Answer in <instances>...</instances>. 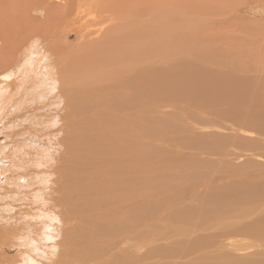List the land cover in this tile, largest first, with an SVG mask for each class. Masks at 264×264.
Listing matches in <instances>:
<instances>
[{"label":"rangeland","instance_id":"1","mask_svg":"<svg viewBox=\"0 0 264 264\" xmlns=\"http://www.w3.org/2000/svg\"><path fill=\"white\" fill-rule=\"evenodd\" d=\"M116 1L122 7L121 17L107 24L114 25L106 28L107 34L85 35V39L96 41L77 47V37L61 32L51 44L74 62L84 63L92 49L98 50L94 61H104L105 65L93 72H75L72 78L80 82L74 80V87L111 82L101 99L104 130H123L128 115L125 120L119 117L123 111L130 114L133 106L136 108L138 127L133 129L143 134L134 143L140 146L143 161L148 160L149 182L139 188L134 207L125 203V193L119 187L102 189L89 207L97 213L96 223L82 227L77 221L79 227L71 236L63 231L71 256L90 254L93 262L101 264H264V12L253 8L252 0ZM12 3L0 0V20L6 18L10 25L9 32H0V36L7 39L8 47L18 45L32 31L52 33L54 7H49V14L30 18L17 16ZM126 12L135 19L126 17ZM122 15L129 22L125 23ZM131 30L132 34H126ZM122 34L129 36L126 42ZM111 36L122 37L128 45ZM54 37L48 36L45 42ZM126 49L131 51V59ZM111 52L115 58L107 57ZM7 57V53H0V70ZM129 65L131 82H124L120 74ZM58 73L60 83H64L63 71ZM20 80L26 82L24 76ZM30 88L27 86V91ZM30 107L35 112L44 109ZM13 118L12 112H6L0 130ZM55 133L60 136L59 131ZM1 137L0 142H4ZM99 150L111 157L104 145ZM21 172L17 168L1 173L0 182L8 183L17 174L24 178ZM73 182L75 190L78 182ZM17 198H23L26 210L29 206L36 210L30 203L31 195L21 193L19 197L18 193ZM78 202L79 193L75 192L73 204ZM6 209L10 213L2 212L15 221L13 229L6 230H22L23 221H18L22 213ZM129 223L133 225L130 239ZM0 225L4 227L1 221ZM53 234L48 241L36 239L43 250L36 254L41 256L40 264H51L56 255V240L61 238L57 231ZM108 237L123 241L113 249L121 247L128 254L127 260L105 257Z\"/></svg>","mask_w":264,"mask_h":264},{"label":"bare ground","instance_id":"2","mask_svg":"<svg viewBox=\"0 0 264 264\" xmlns=\"http://www.w3.org/2000/svg\"><path fill=\"white\" fill-rule=\"evenodd\" d=\"M12 1V8L17 16L27 15L26 17L30 18H36L44 12L49 14V7H54L52 12L55 13V23L52 33L29 32L22 37L18 45H9L8 47L7 39L0 36V53H7L9 56L4 59V65L0 70V121L6 112L8 115L11 112L15 115L13 121L5 123L0 130L1 139L4 140V142H0V175L17 168L22 169L20 174L24 175V178H19L20 176L17 174V179L12 177L8 183L0 182V212L8 211L10 213V210L6 208L17 209V212L22 213L19 215L18 221H23L22 230L16 229L12 233L6 229L12 230L15 221H12L11 216L5 212L2 213L7 217L0 214V221L4 225V227L0 225V264H40L38 260L41 256L37 258L36 254L43 250L36 245L38 242L36 239L48 241L49 235L54 231L59 233L61 239L56 240V255L51 264H101L93 262L94 257L90 254L83 258L72 257L71 245L67 239L63 238V231L65 230L71 236L79 227L77 221L83 224L82 227H88L92 222L96 223L97 213L91 211L89 207L93 204L94 197L102 189L111 187L118 189L119 187L125 193L124 199L127 201L125 203L134 207L137 201L135 196L137 193L140 195L139 188L142 189L148 184L150 174L148 160L143 161L140 146L134 143L141 136L139 134H143L133 129L134 126L138 127L136 115L139 112H136L134 106L133 113L122 112L118 120H125L127 115L128 119L124 122L121 131L102 129L101 117L105 111L101 99L111 82H99L94 86H89V82L88 86L77 85L74 87V80L77 83L80 81L77 80L78 78H72L77 71L93 72L94 69L105 65L104 61L101 63L94 61L98 50L92 49L84 63L78 59L74 62L51 43L57 42V37L61 36L59 34L61 32L71 33L77 37L78 40L75 44L77 47L89 41H96L85 39V35H91L89 37L91 38L93 35L104 33L103 31H106L107 34V24L120 19L121 15L119 16L118 13L121 14L122 7L116 0ZM145 1L143 0V2ZM253 2H255L253 8L264 12V0H252L251 3ZM155 7L157 8L156 5ZM56 8L58 10H55ZM174 10L176 11V9ZM127 13L125 16L128 15L126 16L128 18L134 15ZM125 16L123 19L126 18ZM132 18L135 19V16H132L131 20ZM124 20L125 23L129 22V20L126 21L127 19ZM127 24L126 26L132 25V22ZM122 25L125 26L123 22ZM9 28L10 25L6 18L0 20V32L8 33ZM132 30L131 33L127 32L126 34H132ZM48 36H53L54 39L51 42H45ZM121 36L123 37V34ZM124 36L125 40L122 37L119 40L120 36L111 37L119 44L126 46L128 43L125 44V42L129 36L127 37L125 34ZM131 41L130 46H133ZM127 49L126 51L131 50V48ZM126 54L128 59H131V51ZM26 56L29 57L28 61ZM107 57L115 58L113 52L107 54ZM57 64H60V68ZM131 67L129 65V69L123 70V73L120 74V78L124 82H131L129 78L133 75ZM12 69H17V73L14 74ZM60 69L65 75L64 83H60L58 78ZM22 76L26 82L22 83L20 80ZM11 77L14 78L9 81L8 79ZM144 78L146 79V74H144ZM29 85L31 88L27 91ZM22 99L24 101H21ZM17 105L19 107H16ZM30 105L39 109L44 108L43 112L33 111V107ZM55 130L57 133L59 131L60 136L55 135ZM54 135V139H49ZM18 137H20L19 140ZM101 145H104L111 154L110 158H107L101 150L98 151ZM11 163L14 166L9 167ZM75 166L79 169H74ZM74 170L77 172L75 176L73 175ZM22 175L21 177H23ZM74 180L75 183L78 182V188L75 190ZM36 184L39 185L38 188H36ZM51 184L56 189L52 188ZM71 184L73 185L71 186ZM4 185L12 186L7 188ZM19 189L23 191H18ZM57 190L60 191V194ZM75 192L79 193V202L76 205L73 204ZM18 193L19 197L21 193L31 195L30 203L35 205L36 210L34 211L30 206L26 210L22 202L23 198H17ZM13 194L16 196L15 198L10 196ZM141 201V199L138 200L139 205ZM135 208L138 210L139 206H135ZM53 214L55 216H52ZM132 234L133 225L129 223L128 239L133 238ZM85 236L82 237V240ZM51 237H54V234ZM151 241H153L152 238ZM121 242L123 241L111 237L106 239V244L109 246L105 255L108 257L107 259L127 260L129 258L121 247L113 249ZM20 245H24V247ZM135 247L138 248L137 244Z\"/></svg>","mask_w":264,"mask_h":264}]
</instances>
